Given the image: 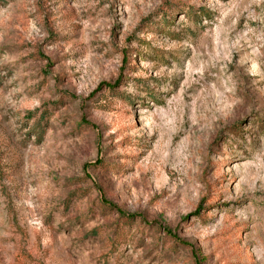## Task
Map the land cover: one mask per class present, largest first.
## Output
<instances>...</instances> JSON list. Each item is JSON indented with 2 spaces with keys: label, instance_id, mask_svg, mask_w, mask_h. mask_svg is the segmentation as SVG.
<instances>
[{
  "label": "rangeland",
  "instance_id": "374dc122",
  "mask_svg": "<svg viewBox=\"0 0 264 264\" xmlns=\"http://www.w3.org/2000/svg\"><path fill=\"white\" fill-rule=\"evenodd\" d=\"M0 264H264V0H0Z\"/></svg>",
  "mask_w": 264,
  "mask_h": 264
},
{
  "label": "trees",
  "instance_id": "16d2710c",
  "mask_svg": "<svg viewBox=\"0 0 264 264\" xmlns=\"http://www.w3.org/2000/svg\"><path fill=\"white\" fill-rule=\"evenodd\" d=\"M107 88H108V89H113V88H114V85H111V86L107 85ZM97 163L99 164L100 161H97L96 164H97ZM202 202H204V199L201 200V202H200V204H199V206H198V209H199V210L202 209V208H201V204H202ZM102 203H103L104 205H107L108 207L112 208V209L115 211V213L118 214L120 217H124V218H126V219H132V218L135 217L136 220H141V219H142V217L140 216V214H137V213H134V214H126V213H125V212H124L119 206H117V205L114 204L113 202L107 200L105 197H102ZM197 216H201V214H197ZM166 232H167V234H168L170 237L174 238L173 235H171L169 231H166Z\"/></svg>",
  "mask_w": 264,
  "mask_h": 264
}]
</instances>
